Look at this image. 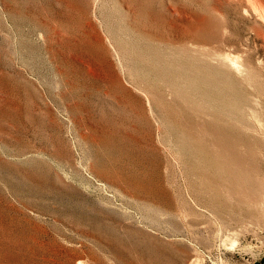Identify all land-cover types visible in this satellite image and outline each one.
Wrapping results in <instances>:
<instances>
[{"label":"rangeland","instance_id":"obj_1","mask_svg":"<svg viewBox=\"0 0 264 264\" xmlns=\"http://www.w3.org/2000/svg\"><path fill=\"white\" fill-rule=\"evenodd\" d=\"M257 16L246 0H0V264H264ZM155 45L239 56L258 129L222 142L201 94L139 65Z\"/></svg>","mask_w":264,"mask_h":264},{"label":"bare ground","instance_id":"obj_2","mask_svg":"<svg viewBox=\"0 0 264 264\" xmlns=\"http://www.w3.org/2000/svg\"><path fill=\"white\" fill-rule=\"evenodd\" d=\"M246 1L253 12L258 15L257 17L264 23V0ZM180 13L182 12L180 11ZM207 13L208 15L202 16L201 20L205 28L206 26H212L215 22L211 16L212 13ZM262 26L264 27V25L258 26L256 33L264 39ZM124 45L126 46L125 42ZM141 48L142 50L146 49L148 53L152 52V56H147L151 57V60L139 59L138 61L136 59L139 65H158L159 67L154 66L161 70L164 75L166 74L165 76H169L166 79H175L170 82L171 92L174 95L180 90L184 93H190L189 99L196 105L199 103L197 94L202 95L201 107L211 117L212 126L215 125L214 129L222 142H229L231 134H235L239 139H242L245 131L255 132L258 129L257 126H254V123L249 122L252 118H255V110L251 108L246 96L239 94L236 90L234 75H244L246 77L245 75L249 74V70L244 67L243 62L239 61V56L232 55L231 51H208L204 53L205 58H202L196 54H190L186 50L176 52L172 49H162L158 45ZM151 49L153 50L151 51ZM176 78L181 79L182 84H178ZM179 143L181 147H188L183 141ZM241 176L233 178L227 175L225 178L220 177L219 180L221 184L233 185L232 187L237 189H241L245 185H251L252 182L246 173ZM232 187L228 189L233 191ZM261 190L260 186L254 189L255 199L259 198L261 200Z\"/></svg>","mask_w":264,"mask_h":264}]
</instances>
